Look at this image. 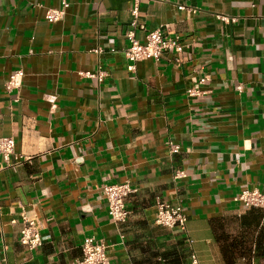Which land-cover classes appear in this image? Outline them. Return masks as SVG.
<instances>
[{
  "label": "crops",
  "instance_id": "0c3cea01",
  "mask_svg": "<svg viewBox=\"0 0 264 264\" xmlns=\"http://www.w3.org/2000/svg\"><path fill=\"white\" fill-rule=\"evenodd\" d=\"M135 6L0 0V138L16 142L0 173V264H72L86 238L105 242L109 264H191L192 253L264 264V210L255 222L234 202L264 189V0ZM159 29L183 53L129 71L127 34L144 42ZM18 71L23 85L9 90ZM126 182L132 215L115 224L102 187ZM157 199L183 206L184 233L156 224ZM24 214L44 238L33 252L19 242Z\"/></svg>",
  "mask_w": 264,
  "mask_h": 264
},
{
  "label": "built area",
  "instance_id": "2783aa9c",
  "mask_svg": "<svg viewBox=\"0 0 264 264\" xmlns=\"http://www.w3.org/2000/svg\"><path fill=\"white\" fill-rule=\"evenodd\" d=\"M132 10L134 16L138 15V3ZM68 3L64 2L61 8L49 9L46 11V20L49 23L61 21L68 9ZM180 10L185 7L180 6ZM135 26V23H133ZM129 46L125 49V56L129 63L128 69L131 72L136 71L137 64L146 60L159 61L163 57L171 55L178 56L183 53L184 46L179 37H170L161 29L148 32L144 42L137 39L132 31L127 34ZM104 73L99 75V81L102 80ZM85 75L94 76L90 73ZM24 72H15L7 83L9 90H19L23 85ZM206 77L199 80V85L206 83ZM190 95L194 96L199 92L190 90ZM172 154L179 153V146L173 142L169 143ZM16 142L13 138H0V173L4 169V164H9L12 156L15 154ZM183 173H177L176 178L183 176ZM103 195L108 206V215L115 224L127 222L132 212L128 208V200L137 193V190L129 183L104 185L102 187ZM234 202L241 203L246 208H258L264 210V189H246L239 196L234 198ZM157 208L156 224L168 229H178L181 232L186 231L187 215L181 204H174L162 199L155 201ZM23 227L20 231L19 242L29 251H36L44 245V238L41 234L39 223L27 215H23ZM107 245L103 241L95 238H86L81 246L82 258L72 264H109L107 256ZM191 264H200L195 253L191 255Z\"/></svg>",
  "mask_w": 264,
  "mask_h": 264
},
{
  "label": "trees",
  "instance_id": "16d2710c",
  "mask_svg": "<svg viewBox=\"0 0 264 264\" xmlns=\"http://www.w3.org/2000/svg\"><path fill=\"white\" fill-rule=\"evenodd\" d=\"M251 209H254L253 211H255L254 221L256 222L261 220L263 216V212L261 211L262 209H258V208H251Z\"/></svg>",
  "mask_w": 264,
  "mask_h": 264
}]
</instances>
